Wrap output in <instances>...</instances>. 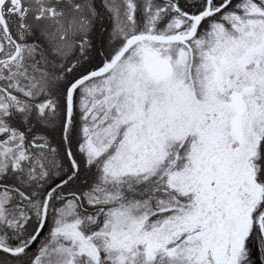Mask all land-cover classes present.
I'll return each mask as SVG.
<instances>
[{
    "label": "snow or ice",
    "instance_id": "1",
    "mask_svg": "<svg viewBox=\"0 0 264 264\" xmlns=\"http://www.w3.org/2000/svg\"><path fill=\"white\" fill-rule=\"evenodd\" d=\"M0 264H264V0H0Z\"/></svg>",
    "mask_w": 264,
    "mask_h": 264
}]
</instances>
